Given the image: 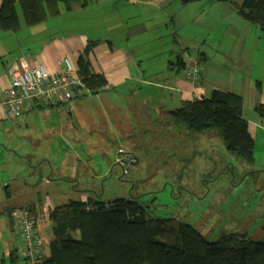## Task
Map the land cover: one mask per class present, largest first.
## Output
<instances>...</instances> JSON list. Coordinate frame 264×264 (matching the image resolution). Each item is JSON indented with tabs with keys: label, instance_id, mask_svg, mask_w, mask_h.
<instances>
[{
	"label": "rangeland",
	"instance_id": "rangeland-1",
	"mask_svg": "<svg viewBox=\"0 0 264 264\" xmlns=\"http://www.w3.org/2000/svg\"><path fill=\"white\" fill-rule=\"evenodd\" d=\"M213 1L193 2L176 16L194 34L195 42L218 46L225 39L232 43L237 38L254 39V28L246 31L245 25L264 33L259 25L245 21L232 4L218 2L219 6L211 7ZM226 9L229 14L224 19ZM18 12L23 25L19 33L26 39L31 27L26 26L19 5ZM71 22L78 26L80 19ZM143 64L145 69L150 66ZM134 86L148 88L147 84ZM144 94L127 98L128 105L137 101L139 107L117 112L102 97L87 93L76 100L81 103L77 109L73 100L59 110L43 108L28 121L2 126L0 199L9 182L19 180L16 198L24 193L22 186L32 193L30 205L17 200L23 204L19 208L28 209L41 222L54 208L43 200L47 193L57 195L55 207L70 200L110 203L137 198L149 217L191 225L208 241L232 233L264 241V171L230 153L217 131L187 135L185 128L171 122L169 113L161 114L143 101ZM44 178L52 184H45ZM10 206L5 198L0 218L7 217ZM45 230L46 239L51 238V230Z\"/></svg>",
	"mask_w": 264,
	"mask_h": 264
},
{
	"label": "crops",
	"instance_id": "crops-1",
	"mask_svg": "<svg viewBox=\"0 0 264 264\" xmlns=\"http://www.w3.org/2000/svg\"><path fill=\"white\" fill-rule=\"evenodd\" d=\"M232 1L241 5L244 0ZM1 4L2 0L0 7ZM211 5L219 6L217 0ZM185 6L180 0H98L29 28L26 39L19 33L22 29L17 33L0 31V129L11 121H21L18 124L28 121L44 108L39 107L22 119L10 117L4 101L14 75L39 64L57 73L68 58L74 67L72 76L80 79L78 59L89 45L96 43L89 54L91 70L103 75L108 85L92 95L102 97L110 110L119 112L132 105L139 107L141 103L137 101L128 105L127 98L139 97L142 93H145L143 101L147 100L161 114L180 108L184 101L208 98L215 89L242 97V114L254 139V164L264 171V33H259L257 27L245 25L246 31L254 28V39L237 38L234 43L225 39V43L218 46H208L202 41L201 44L200 40L195 42L194 34L187 32L176 17ZM234 10L237 12L235 7ZM202 12L203 17L207 15L205 9ZM228 14L226 9L223 18H228ZM76 18L80 19L78 26L71 22ZM145 62L150 63L148 69L144 68ZM190 66L199 70L200 78L196 83L185 75ZM136 84H147L148 88L135 87ZM87 93L90 92L84 88L74 100L76 109L81 106L76 100ZM63 106L66 105L53 109ZM18 182L17 179L10 181L0 199V204L5 203V198L11 203L7 217L0 218V264L4 261L10 264L14 250L18 258L16 264L22 259V239L10 213L23 207L18 199L30 205L28 197L32 193L22 186L24 193L16 198ZM45 184H52L51 179H45ZM39 189L36 187L34 191L39 192ZM54 195L47 193L43 199L51 204L50 208L56 205ZM45 202L43 217L47 210ZM47 219L42 220L46 222L42 228L44 235L45 229L50 230ZM47 242L49 252L51 238Z\"/></svg>",
	"mask_w": 264,
	"mask_h": 264
},
{
	"label": "trees",
	"instance_id": "trees-1",
	"mask_svg": "<svg viewBox=\"0 0 264 264\" xmlns=\"http://www.w3.org/2000/svg\"><path fill=\"white\" fill-rule=\"evenodd\" d=\"M96 1L2 0L0 31L21 30L18 5L26 26L33 27ZM197 1L201 0H180L184 5ZM217 2L231 3L245 21L264 31V0H244L241 5L232 0ZM95 45H89L77 62L81 82L91 94H98L108 85L103 75L91 70L89 54ZM243 107L242 97L215 89L208 98L184 101L169 116L191 137L219 132L230 153L254 163V139L243 117ZM258 110L263 113L262 108ZM39 205L42 207L41 202ZM48 219L52 236L49 252L47 245L44 248L46 258L42 264H264V241L241 233L208 241L191 225L149 217L137 198H117L110 203L92 198L70 200L51 209ZM17 259L14 250L10 264H16Z\"/></svg>",
	"mask_w": 264,
	"mask_h": 264
},
{
	"label": "built area",
	"instance_id": "built-area-1",
	"mask_svg": "<svg viewBox=\"0 0 264 264\" xmlns=\"http://www.w3.org/2000/svg\"><path fill=\"white\" fill-rule=\"evenodd\" d=\"M63 64L57 73L39 64L14 75L4 101L8 114L15 119L22 118L39 107H59L75 100L84 86L81 79L72 76L74 67L70 59H65ZM186 76L195 82L199 78V70L192 66L186 71ZM10 216L22 238L20 264H42L48 243L42 231L46 223L40 222L28 209H14Z\"/></svg>",
	"mask_w": 264,
	"mask_h": 264
},
{
	"label": "flooded vegetation",
	"instance_id": "flooded-vegetation-1",
	"mask_svg": "<svg viewBox=\"0 0 264 264\" xmlns=\"http://www.w3.org/2000/svg\"><path fill=\"white\" fill-rule=\"evenodd\" d=\"M6 190H7V188H6ZM51 193V192H50Z\"/></svg>",
	"mask_w": 264,
	"mask_h": 264
},
{
	"label": "clouds",
	"instance_id": "clouds-1",
	"mask_svg": "<svg viewBox=\"0 0 264 264\" xmlns=\"http://www.w3.org/2000/svg\"><path fill=\"white\" fill-rule=\"evenodd\" d=\"M87 201V200H86Z\"/></svg>",
	"mask_w": 264,
	"mask_h": 264
}]
</instances>
